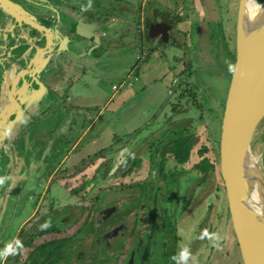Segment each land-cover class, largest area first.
I'll return each instance as SVG.
<instances>
[{"label": "rangeland", "instance_id": "rangeland-1", "mask_svg": "<svg viewBox=\"0 0 264 264\" xmlns=\"http://www.w3.org/2000/svg\"><path fill=\"white\" fill-rule=\"evenodd\" d=\"M175 1L181 2L182 0ZM195 1L196 0H191V5L195 6ZM204 1H206L208 5H215L218 9L219 21L215 26L216 29L205 19L203 20L204 22H200L195 18L194 21L190 22L189 29L185 33V41L183 39V34L177 30V24L173 21L169 32L170 38L173 37L175 38L176 43L179 42L180 44H183L181 47L183 48V51L186 50V52H190L189 59L192 65V76H190L185 83H194L197 88L196 96L198 97L200 94L197 101L200 102L202 106L207 107L209 102H211L209 99L210 97H208L210 95L218 104L214 109L211 108L213 111L209 108V111L207 108L206 110L203 109L204 112L201 111L204 116L202 118L203 122H200L198 119L200 108H194L190 105L184 107L188 102L184 99H182L180 103L177 102V94L171 92L172 95L170 96V100L172 102L170 105L179 104L178 109L175 111L177 112L181 109L178 112H181L179 117L180 119H183L181 120V125H183V127H190L193 131V148L190 153L191 157L188 164L183 166L184 170L175 172L173 174L174 178H168L167 176H170L173 171H168V169L166 171L162 165L161 170L166 179H164V181L157 179L154 182V179H150L149 177L150 168L153 166V163L150 158L148 160L146 159L149 154L148 142L143 140L133 148L132 144H128V147H130V153L135 154L126 156L130 158L132 164L134 163L135 166L132 168L131 173L122 177L121 180L118 179L117 176L114 177V171H112L110 176H106L108 180L106 183H103V185H99V181L94 184L91 178L89 179V182H85L88 180L85 179L84 182L78 183L77 177L83 173V171L79 173L74 171V173H72L74 178L65 181L67 186L62 185L64 182L63 180V182L59 183L51 181L48 191L46 194L44 193V196L41 195L39 202H37L40 188L38 189L39 185L36 184L38 182L44 184L45 182V174L42 177L39 175L38 179L35 178L38 175V170L42 168V166L37 163L40 165L39 167L37 165L36 169L34 168L31 171L27 170L24 174L26 181H29V176L35 178L33 185L30 189H27L26 192H24V197L23 195L19 197L17 203L13 201L14 197H11L9 203L6 205L5 212L0 215L1 225L3 224V229L2 226L0 227V259L2 255V247L3 249L6 248L5 252L11 247L12 253L15 248L14 243L17 242V239L13 244L11 242L14 237L13 235L18 231H21L20 235L23 239H25L27 234L31 231L34 233L38 232V234L40 233V237L34 239L16 258V264H24L25 258L30 250L37 244L39 245L40 242L48 240L51 236V231L52 233H60L56 235L57 238H64L65 241H69L72 236L71 234H74L80 229V226L86 222L87 225L91 224L90 229L82 231L74 238L75 242L73 243L74 245L72 246L73 249L71 250V254L63 258L62 261L64 262L61 264H72V262L73 264H127L129 259H132V256V264H140L137 260L139 258H142L145 261V263L143 262L141 264H148L150 261L154 264H181L183 256L179 249L182 251L184 248H187L188 250L185 251V254L187 256L188 254L190 256L192 255L191 257H193V259L195 258L196 262H206L207 264L209 262L215 263V258H218L217 264H228L230 261L233 262V264H238L235 249L232 251V254H229L228 259L223 256V252L230 251L229 240L231 238V232L222 204V200L224 201V194L218 191L220 189V183L216 172H213L210 175L208 174L204 183L200 184L201 181L199 180L198 182L196 176H191V174L194 173L189 171L191 164L197 163L201 159L198 154L195 156V152L202 146L208 150L211 149V153H203L202 157H207L209 162H213L215 168L218 166L216 148L218 145L220 128V111L223 107L229 81L227 75H225L220 68V66H223L222 63H226L227 60V52L222 44L221 36L229 40V48L234 51L235 7L237 6L238 0ZM127 2L133 6L132 11L136 12L135 1L127 0ZM119 4L121 3L114 2V8L109 7L107 8V11L113 12L114 14L118 13L117 15L121 14L119 16L122 19L119 18V16L116 17L117 19L119 18L117 22L121 25V22L127 21H125V17L122 16L126 15L122 10L123 8L117 7ZM246 6L250 23H258L260 20L264 19V14H261L262 10H264V0H247ZM206 12L209 11L206 10ZM178 16L181 18V13L176 11L175 15H173V19H171L174 20ZM133 17L134 14H132V18ZM129 26L127 25L126 29H129L131 33V35L127 36L128 38H132L133 42L130 41L131 44H127L126 37L122 36V43L116 45L114 49L105 48L107 51H103L100 56L93 60H95L97 64L96 68H101V72L108 76L105 77V79L107 81V86H110L111 84H120L121 79L119 78L121 77L125 78L126 81H135L133 76L130 77V75H128L125 77V75L130 72L129 69H132V75H134L135 69L141 67V61L139 60L140 57L141 60L142 57H149V72L145 71V74H149L152 77L151 72H154L153 80H150L147 86H152L154 91H158L155 93V98L153 97L154 101L149 102L148 93L145 96L143 95L146 94L147 91L144 93H138L134 99L138 101L139 107L143 101L148 102L145 112H147L154 104V106L151 107L154 109L150 110L149 114L155 115L157 112L155 111V107L158 103L157 101L160 97H165L166 90L164 87V79L160 81L163 77V75L161 77L163 67H159L161 59H156V57L162 52L161 47L168 43L161 42L152 44L151 40L147 39L143 33V38H141V41H143V47L137 48L141 41L136 38L134 33L135 26L132 24ZM146 43L150 44L147 45ZM150 48L158 49L159 53H152ZM152 54L155 57H153ZM76 65L77 64L74 66L72 65V74H74V72H79L78 70H80ZM122 70L124 72L120 77L119 74ZM80 73L86 74L87 72L80 71L79 74ZM142 73L143 68L138 71L137 75L143 77L144 74ZM76 76L77 75H75V77ZM165 77L167 78L166 74ZM177 77L180 80L177 79L176 84H185L183 83L184 78H181L180 73ZM69 79L74 83V78ZM139 81H141L140 78ZM173 89L174 88H172V90ZM162 94L164 96H162ZM167 110L168 107H165L163 111L165 115L167 114V120L171 115H178L175 111L170 113ZM147 115L146 119H148ZM45 118L51 120L52 124L55 121L53 115L49 117L46 116ZM45 118L40 121H34L35 125L38 127L43 125L44 122L41 121H45ZM159 118L160 117L156 115L153 120H161V118ZM135 119L136 122L133 123L132 127L139 126V128L144 125L142 123L146 120L143 116H138ZM64 120L66 119H63V121ZM167 120L164 122L166 125ZM151 124L154 128V122L151 121ZM125 127H128V125L125 124ZM125 127L124 131L128 134V139L136 136L138 132L141 133L142 131L139 129L138 132L130 134L129 131L132 128L131 125V128L128 127V129H130L128 132ZM131 140L132 139L129 141ZM125 142L129 143L127 141ZM125 142V145L121 146V149L125 148L126 150H129ZM137 155L146 161L147 166L140 163L141 159H139ZM249 155L252 162L261 173L264 182V123H262L257 129L250 147ZM122 157L123 154L120 157V159L123 160L125 156ZM24 160L25 165L30 161V156L26 155ZM105 170L106 172L109 171V165H105ZM55 174L56 172H53L51 176ZM175 177L176 181L171 182ZM0 180H2V178H0ZM0 183H2V181ZM197 183L198 186L196 187ZM146 184H149L151 187L149 190L145 188L144 185ZM216 186H218L217 191ZM220 197L222 199H220ZM178 198H180L178 205L181 210L177 209L173 203L175 202L173 200H178ZM182 198H184V200L181 202ZM153 200H155V205H151ZM164 202L167 204L165 205ZM187 202L188 205L186 204ZM33 208H39V210H42L41 215L38 214L35 221L31 219V217L27 218ZM162 208L163 210H161ZM206 209L208 211H206ZM105 211L107 212L104 215ZM141 212L144 215L149 214L150 216L147 217L150 222L149 230L148 227L139 224L138 215H140ZM135 213L137 214L135 215ZM161 213H163V218H161ZM209 213L210 219L207 217L208 221H205V224L201 226L200 222H197V220L201 219H199V217L207 216ZM212 215L217 216V218H214ZM166 217H168V219L173 218L174 221H172V223L176 222L177 218H182V225L185 228L182 230L183 232L177 233L175 230L177 227L174 229L171 222L169 225V231H167L164 226L165 221H167L164 219ZM148 220H144V222L149 223ZM33 221L35 227L30 230V225H33ZM158 223L160 224L158 225ZM139 225L145 228L141 233L138 229L140 228L138 227ZM19 228L20 230H18ZM156 228L161 229L159 234H155L158 230ZM217 229L220 233H217L215 236L214 233L217 232ZM147 230L150 232L148 242H146V236L143 234L145 233L147 235ZM207 230H211L212 232L207 233ZM131 234L133 236H131ZM174 235H177L179 240L176 241ZM156 237L158 241L156 240ZM18 239L21 240L20 236ZM141 240H143V244ZM58 244L61 247V244ZM199 244L201 248L198 247ZM198 248L200 249L197 250ZM215 253H217L216 256L214 255ZM71 258H73V261H70ZM226 260L230 261L226 262Z\"/></svg>", "mask_w": 264, "mask_h": 264}, {"label": "crops", "instance_id": "crops-1", "mask_svg": "<svg viewBox=\"0 0 264 264\" xmlns=\"http://www.w3.org/2000/svg\"><path fill=\"white\" fill-rule=\"evenodd\" d=\"M43 1V0H42ZM46 8H47V15H44L42 17L41 15H38L34 12L33 6L30 4L26 5V14L29 15V17L32 18V22L34 24L39 25L40 27L44 28L45 30L42 31L40 43L47 47L49 38L54 39L55 43L59 44V48L57 51H60V49L64 50L66 56L70 57V69L66 73H61V71H56V77L57 81L56 83H53V85L47 84L50 86L48 87V97L52 99L51 107L47 110L50 116H54L55 121L53 124L51 123V120L47 119L48 122H44L42 125V129L44 131H48V139L43 138L41 141L32 139L33 141L37 142L39 145L34 160L29 161L27 165H30L29 168L32 165H35L39 163L42 168L38 171L36 179H38V176L41 175V177L46 174H51L50 172H57V182H65L68 179H73L72 173L74 171L81 172L80 175L77 177V182L81 183L84 182L85 179H88L85 182H89L90 178L93 180L94 184L99 181V185H103V183H106L108 180L106 176H110L112 171H114V177L117 176L118 179H122L121 172H123L127 167L129 166L130 161H128V157L126 155H131L135 153H130V147H128V144H132V148L136 146V144L141 143V141L145 140L148 142V151L149 154L146 157L148 160L152 156V150L157 146L159 149L162 146L163 143L167 141V137L170 136V134H176L179 133V131L185 127L181 125L179 111L174 110L173 105L171 106V100L170 96L172 93L168 94V90L172 89L173 86L171 85V77L174 79V76H176L177 73H181L182 67H181V61L187 62L188 54L190 56V52L187 53L186 50L183 51V48L179 47V42L176 43V40L174 38V44L173 45H163L161 47L162 52L159 53L158 49L152 48L153 52L159 53L158 57L156 59H161L159 67H163V70L161 72L160 79H164V87H165V97H160V99L156 102L157 106L155 107L157 111L155 115H150V110L154 109L151 108L154 106V104L150 107V109L145 112V108H147L148 102L143 101L141 103V106H138V101L134 99L138 93H144V96L148 93V100L154 101L155 93H157L158 90H155L152 88V86H147L150 82V80H153V72H151L152 77L149 74H145L146 72H149L148 69V61L149 57H141L139 60L141 61V67H137L135 69V74L132 75V69H129L130 72L125 75L130 77H134L135 81L128 80L126 81L125 78L121 77L123 74V70L120 72L121 83L118 85L111 84L110 86H107V81L105 79L106 76L101 72V68H96L97 64L95 62V58L100 56L103 51L108 49H114L116 45H119V43H122L123 41L121 38L124 36L126 37V43L132 42V38H128V35H131L129 29H126L127 25H143V22L147 20L148 17L151 15H155L159 20L167 21L171 20L175 24H177V30L180 31L181 34H183V39L186 37L185 33L189 29V25L191 21H194L195 18L197 21L204 22L205 19L208 23H218L219 21V15H218V9L215 7V5L207 4L204 0H196L195 6L191 5V0H182L175 1V0H134L136 5V12H133V6H131L130 3L127 2V0H46ZM188 1V2H187ZM114 2H120L121 4L117 5L118 8H123L122 10L125 12L126 15H122L125 17V21L127 22H121V25H119L117 20L121 18L119 15L114 14L113 12L107 11V8L113 7L114 8ZM205 2V3H204ZM81 3V5H80ZM79 7H78V6ZM124 5V6H121ZM65 6H70L73 11H80V14L82 15V20L85 22L84 24H91V30H94L92 32L93 37L95 40H97L96 48H92L89 46H83L81 48L78 47V49H75L72 47L73 34L67 35L66 31L62 29V26L60 23H58V16L64 11ZM236 8V7H235ZM209 12H206V10ZM176 11H179L181 13V18L176 17L174 20L173 15H175ZM217 12V13H216ZM132 14H134V19L132 18ZM119 18L117 19L116 17ZM61 18V15H60ZM172 18V19H171ZM56 19V20H55ZM122 19V18H121ZM131 23V24H130ZM207 23V24H208ZM75 24V23H74ZM73 24V25H74ZM30 33V29L32 26H25ZM130 27V26H129ZM35 28V27H34ZM32 28V29H34ZM38 30H41V28H36ZM61 29V31H60ZM89 30V31H91ZM87 30H83L82 32L86 34V36H89L90 32ZM26 32V31H25ZM132 32V31H131ZM28 33L23 35V38L28 35ZM135 35H139V38H142L140 32L137 33V30L135 29ZM123 36V37H122ZM64 37L67 39L69 38V42L67 43L68 46H66ZM156 37V36H155ZM61 38V39H60ZM163 41L162 39H160ZM165 40V39H164ZM28 41V40H27ZM47 41V44L45 45ZM131 41V42H130ZM185 41V39H184ZM152 42H155L152 40ZM23 48H28L26 43H24ZM182 44V43H181ZM99 45V46H97ZM67 48H66V47ZM185 46V45H184ZM99 47V49H98ZM106 48V49H105ZM130 48V46H129ZM51 48H49L47 51L49 52ZM98 49V50H97ZM131 49V48H130ZM28 50V49H27ZM151 50V49H150ZM107 51V50H106ZM46 51L44 49L38 50L36 49L34 56H36L38 59L37 61H41V64L43 65L47 57H44ZM152 52V53H153ZM187 54V55H186ZM44 58V59H43ZM64 62V60L61 62V64ZM190 62V61H189ZM77 64L79 72H87L86 74H79V72H74V74L71 73L72 67ZM73 65V66H72ZM61 65L59 64L60 68ZM143 68L144 76L140 77L138 76V71ZM14 69V68H13ZM10 70L6 76L8 84H11L10 87L8 86V89L10 90V93H13L15 91V83L19 76L24 75L26 72L21 71L17 74L16 77H13L14 70ZM40 68L36 69L39 70ZM165 74L167 75V78L165 77ZM74 75V76H73ZM75 75H77L75 77ZM33 77V73L31 74ZM73 76V77H72ZM24 77V76H23ZM69 78H74V83ZM139 78L141 81H139ZM26 80L29 81L30 84L28 86V90H30V93L37 90L36 85L32 84L31 77H26ZM126 82V83H124ZM43 83V82H42ZM64 85V86H63ZM101 86V87H99ZM104 86V87H102ZM113 86L115 87L113 89ZM147 86V87H146ZM17 88V85H16ZM19 91L16 92L18 97L21 95L24 96L26 94V88L24 85ZM27 90V91H28ZM42 92V90H40ZM172 92H174L172 90ZM28 93V92H27ZM162 96H164L162 94ZM200 94L198 97H196V100H198ZM154 97V98H153ZM209 99L211 102H209L207 107L202 106L200 102H198V107L202 112L203 109L208 110V108L213 111V109L218 105L217 102L214 101V99L209 95ZM9 99V98H8ZM134 99V100H133ZM23 101V100H22ZM175 105V104H174ZM188 105V104H187ZM187 105H184L187 106ZM168 107V112H176L178 115L176 116H170L168 117V120L166 119V115L163 112L164 108ZM213 108V109H211ZM209 111V110H208ZM222 111V110H221ZM220 111V113H221ZM174 113V114H176ZM43 114V111L39 113L41 116ZM46 114V112L44 113ZM148 114V115H147ZM173 114V115H174ZM146 115L148 116V119H146ZM158 116L161 118V120L154 121L153 118L155 116ZM143 116L144 119V125H142L141 128L139 126H133V123L136 122V117ZM221 116V115H220ZM150 117V118H149ZM201 117L203 118V113H201ZM159 118V119H160ZM53 119V120H54ZM63 119H66L63 121ZM131 119V120H130ZM143 119V120H144ZM180 119V120H178ZM134 122H133V121ZM167 120V125L164 123ZM151 121L154 122L155 127L153 128ZM130 122V123H129ZM120 124V125H119ZM125 124L128 125V127H125ZM131 125V127H130ZM152 126V127H151ZM98 127V128H97ZM127 129V132L129 131L131 133L138 132L139 129H141V133H137L136 136L130 137L128 139V134L124 131ZM47 136V135H46ZM132 139L131 141H129ZM125 141L129 142L126 143ZM151 141V143H150ZM124 142L127 144V147L129 150L121 149V146H124ZM131 148V149H132ZM147 152V151H146ZM197 153V150L196 152ZM123 154V157L125 158L122 160L120 159L121 155ZM197 156V154H195ZM169 152L167 151L166 156L160 157L158 160V163L160 162L164 169L167 171H172L174 169H177L178 172L183 171V166H186L184 164L183 166H176L174 167V163L171 162V158L169 157ZM122 157V158H123ZM137 157H139L137 155ZM190 157L188 161H190ZM128 159V160H127ZM141 159V164L147 166V163L142 157H139ZM21 160V159H20ZM22 161V160H21ZM24 161V159H23ZM167 162V166H166ZM193 163V162H192ZM196 164V163H194ZM194 164H191L193 166ZM105 165H109V171L106 172ZM124 165V166H123ZM91 168V170H90ZM23 175L25 172H27V166H24L23 168ZM135 169V168H134ZM119 174V175H118ZM48 175L47 179H50V176ZM169 178V176H167ZM29 176V180H30ZM35 178H31L35 180ZM167 178V179H168ZM115 179V178H114ZM63 180V181H62ZM142 183V182H141ZM82 186V185H81ZM132 186V185H131ZM136 186V184H135ZM179 199L173 200L175 206L177 209L181 210L179 208ZM184 200V198L181 199V202ZM165 203V202H164ZM167 203H165L166 205ZM164 205V206H165ZM165 208V207H164ZM175 208V207H173ZM184 208V207H183ZM163 210V208L161 209ZM206 211H208L206 209ZM143 212V211H142ZM140 213L138 215L139 224H142L143 226L150 227V222L147 219V217H150L148 215H144L143 213ZM42 210H39V208H33L31 213L28 214L27 218L32 217L31 219L35 220L38 214L41 215ZM166 213V212H165ZM137 213H135L136 215ZM163 213H161V218H163ZM210 213L207 216H201L199 217L200 220H197V222H200L201 226L205 224V221H208L207 217L210 219ZM214 218H217V216L212 215ZM140 217V219H139ZM41 218V216H40ZM166 227L165 229L169 231V225L170 222L174 221V219H168V217L164 218ZM177 218L176 222H173V227L177 231V233L183 232L184 226L183 219ZM144 220H148L149 223L144 222ZM144 222V223H143ZM35 223H33V226ZM138 224V223H137ZM160 223H158L159 225ZM199 224V226H200ZM143 226H138L140 228L139 231L143 232L145 228ZM91 224L87 225L83 229V231H86L90 229ZM158 229L155 234H159L160 228ZM147 230V235L143 233L146 236V242L149 241L150 232ZM204 230V229H203ZM220 230V229H219ZM214 233L216 236L218 232ZM211 230H207V233H211ZM58 234H60L58 232ZM73 235V233L71 234ZM141 236V235H140ZM175 240H179V237L177 235H174ZM215 238V237H214ZM157 240V237H156ZM158 241V240H157ZM208 241V240H207ZM75 240L73 239L69 244V249H73V243ZM143 244V240H141ZM230 243V251L223 252V256L228 259L229 254H232V251H234V245L232 242V239L229 240ZM198 247L201 248L200 244ZM196 248V247H195ZM198 248L197 250H199ZM179 251L182 253V262L181 264H207L206 262H196V259L191 257L189 254L188 256L185 254V251H188L187 248L179 249ZM175 253V252H174ZM179 254V253H178ZM215 256L217 253L214 254ZM217 259L215 258V263L209 262L208 264H217ZM72 258L70 259V261ZM133 260V257H132ZM230 260H226V262H229ZM133 262V261H132ZM131 262V264H132ZM145 263V261H143ZM142 262V263H143ZM148 264H154L152 261ZM228 264H233V262H229Z\"/></svg>", "mask_w": 264, "mask_h": 264}, {"label": "water", "instance_id": "water-1", "mask_svg": "<svg viewBox=\"0 0 264 264\" xmlns=\"http://www.w3.org/2000/svg\"><path fill=\"white\" fill-rule=\"evenodd\" d=\"M38 2L40 4L37 8L41 10L47 1ZM246 5L247 0H238L236 6L234 61L220 117L217 164L227 222L240 264H264V182L249 155L257 129L264 123V19L258 23H250ZM0 10L17 26L22 23L25 26L41 28V31L45 30L36 26L32 22V17L16 4L0 0ZM261 14H264V10ZM60 15L58 22L66 33L69 32L71 25L74 27L72 34L77 40L72 39V47H75V43L80 48L82 42L83 46H86L87 42L97 43L92 34L94 30H91V24L81 23L77 11L65 6ZM87 29L91 30L89 36L82 32ZM168 30L169 27L166 25L154 34L149 31L148 36L152 38L160 35V39L164 41V35ZM78 39L82 40L80 46ZM43 47L45 49L44 45ZM35 84L38 90L33 91L28 97L24 94L27 100L23 102H20L14 92V96L17 95L16 101L23 105V110H18L15 118L7 123L3 131L0 130V134L8 132L5 136L7 140L11 138L20 115L29 113L39 100L42 102L40 98L45 93L44 86L38 81ZM44 100L43 103H47L46 99ZM46 105L43 106L44 109ZM15 108L18 109L17 106ZM12 112L13 110L4 106L0 111V125L13 114ZM131 261L130 258L127 264H131Z\"/></svg>", "mask_w": 264, "mask_h": 264}, {"label": "flooded vegetation", "instance_id": "flooded-vegetation-1", "mask_svg": "<svg viewBox=\"0 0 264 264\" xmlns=\"http://www.w3.org/2000/svg\"><path fill=\"white\" fill-rule=\"evenodd\" d=\"M7 1H9L13 4H16L19 9H22L24 11H26L25 10V8H26L25 4H30L33 6L34 12L38 15H41L42 17H44V15L48 14L47 8L45 7L47 2L43 4V6H44L43 9L39 10L37 8V5L40 4L38 1L41 2L42 0H7ZM80 5H81V3H80ZM67 8L71 9L70 6H67ZM78 13H79L78 19L81 20L80 22L84 24L85 22L82 20V18H84V17H82V15L80 14V11H78ZM171 23H172L171 20L167 19V21H162V20H159V18H157L155 15H151L150 17L147 18V20H145L143 22V25H141V26L136 25L135 29L137 30V33L140 32L142 38H143V33H144V35L147 37V39L151 40L152 44L164 42V43H168L169 45H173L174 44L173 43L174 38L173 37L170 38V34H169ZM35 25L39 26L37 24H35ZM60 25H61V23H60ZM166 25L169 27V30L164 35V37H165L164 41L160 40V38H161L160 35H158L156 37H152V38L148 36L149 31L152 34H154L156 32H159L160 29L165 27ZM19 26H17L14 23V21L10 20L8 18V16H6L4 14V12L0 10V111L4 108V106H6L7 108H10L11 111L13 110V112H12L13 114L9 115L5 120H3V123L0 125V130L3 131L4 128L6 127L7 123L9 121H12L15 118L16 113H18V110H23V105L20 104L19 101H16L17 95L14 96V92L19 91L18 89H20L22 87V85H24L26 88L27 97L31 94L30 90H28V86L30 84L28 83L29 81L26 80V77H28V76L31 77L33 79V81L31 83L34 85H36L35 83L37 81L40 82L44 86L45 93L40 98L42 100V102L39 100L37 105H35L34 108L30 109L29 113H27L25 111L26 113H23L20 115V117H19L20 120H19L18 124L14 127L13 133H12L11 138L9 140H7L5 138V136H7V134H8V132H4L5 134H0V178H2V180H0V182L2 181V183H0V215L5 212L6 205H7V203H9V199L11 197H14L13 201L17 203V200L19 199V197L21 195H23V197H24V194H25L24 192H26L27 189H30V187L33 185V182L35 181L31 178L29 181H26V179L24 178V175L22 174L23 173L22 168L24 166H27V170L31 171L34 168L36 169L37 165H38V167L40 166L39 164H35L29 168L27 165L28 163L24 165L25 160L23 161V159H25V157L27 155V156H30V161H33L36 153H38L37 149H38L39 145L37 144V142L41 141L43 138L48 139V134H49L48 131H44V129H42V125H40L39 127L35 125V122L37 120L40 121L41 119L45 118L46 116L49 117L51 115L47 112V110L51 107L52 103H49V102H52V99L50 97H48L49 92L47 89L50 86L46 85V81L48 82L47 84L52 86L53 83H56V81H57L56 80L57 79L56 71L58 70V71H61V73H66L70 69L69 67L71 65L70 64L71 58L68 57V55L66 56V54L64 55L65 51H63L62 49H60V51H57L59 48V44L55 43L54 39L49 38L48 44H47V41L45 43V45L47 44V47L45 46V49H44L43 44H41L39 41L41 38V34H42L41 30H38L32 26V28H34V29L31 28L30 33H28L29 31L27 29H25L26 28L25 25H22V23H20ZM73 26H75V25H73ZM72 30H74V27H72V25H71L69 32L66 34L70 36L71 33H73ZM60 31H61V29H60ZM26 33H28V35L23 38V35ZM69 38L70 39L75 38V40H77L75 36H72ZM69 38L67 39L66 37H64V39L66 40L65 41L66 46H68L67 43L69 42ZM136 38H138V40L141 41V38H139V35L138 36L136 35ZM152 40L155 42H152ZM80 41H82V40H79V46L81 45ZM24 43H26L28 48H23V45H25ZM82 44L84 45L83 42H82ZM95 44L96 43L93 44L91 42H87L86 46L96 48ZM146 44L148 45L150 43H146ZM97 46H99V45H97ZM141 47H143V41L140 42V44L137 48H141ZM49 48H51V49L48 52L47 50ZM74 48L78 49L76 43H75ZM36 49H38V50L44 49V51H46L44 54V57L48 56V59L46 60V62L43 65L41 64V61H37L38 58L36 56H34ZM98 49H99V47H98ZM152 56H153V54H152ZM63 60H64V62L61 64V62ZM59 64L61 65L60 68H58ZM38 68H40L39 70H41V71L38 74H33V77H32L31 74L34 72L35 73L38 72L39 70H36ZM12 69L14 70L13 77H16L17 74L21 71H25L26 73L22 76H19V78L17 79V81L15 83L17 85V88L15 85L16 90L13 91V93H10L11 89H8V86L10 87L11 84H8V82H7V79H6L7 74L6 73H8ZM178 75L179 74H176V76H174V79H172V77H173L172 76L171 82L175 81V84H176V80H177ZM36 89L38 90L37 85H36ZM44 99H46L47 103H43V101H45ZM19 100H20V102H23V101L27 100V98L25 95L24 96L21 95L19 97ZM43 104L44 105L47 104L45 109L43 107L44 106ZM16 106L18 107V109L15 108ZM41 111H43V114H41V116H40L39 113ZM45 112H46V114H44ZM44 120L45 121H41V122H48L47 118H45ZM37 127H38V129H37ZM32 139L37 140V142L33 141V144H32V142H31ZM50 173H51L50 175L44 173L45 174L44 184L40 183V182H38L36 184V185H39L38 189L40 188V193L38 194L37 202H39L41 195L44 196L46 194V192L49 189L51 181L58 183L57 179H56L57 175H58L57 172L53 176H51L53 172H50ZM48 175L50 176V179H47ZM53 178H54V180H53ZM62 185L67 186V183L63 182ZM106 212L107 211L104 212V215ZM0 219H1V216H0ZM34 221H33V223H34ZM31 225H30V227H31L30 230H32L34 228V226L33 225L31 226ZM1 226L3 229V224L1 225V221H0V227ZM18 230H20V228ZM31 233L35 234L32 231H31ZM36 233H38V232H36ZM20 234H21V231H18L13 235L14 237H13L12 242H11L12 244L16 239L19 240L18 239L19 236L21 238ZM131 236H133V235L131 234ZM5 249H3V247H2V250H1L2 255H1V259H0V264L5 263L6 259L9 256V253L11 251V247L6 252H5ZM71 261H73V258ZM61 263L62 262H60L59 264H61ZM63 264H65V263H63ZM72 264H73V262H72Z\"/></svg>", "mask_w": 264, "mask_h": 264}, {"label": "trees", "instance_id": "trees-1", "mask_svg": "<svg viewBox=\"0 0 264 264\" xmlns=\"http://www.w3.org/2000/svg\"><path fill=\"white\" fill-rule=\"evenodd\" d=\"M211 26L213 28L216 29V25L217 23H210ZM217 32V31H216ZM222 38V44L225 47V50L227 52V60L226 63H222L223 66H220L221 71L223 73H225V75H227V78L229 79L230 77V73H231V69H232V65H233V61H234V51L231 50L229 48V40L226 39L225 37L221 36ZM179 47H182L183 44L178 45ZM151 52H153V49L150 50ZM187 55V54H186ZM189 54H188V59L187 62L181 61V67H182V71H181V78L183 77V83L186 82V80L192 76V71H191V62H189ZM221 64V65H222ZM177 73V74H179ZM178 80H180L177 77ZM179 86V87H178ZM173 91L177 94L176 95V100L177 102L180 103V101H182V99H184L186 102H188L187 104L190 105L191 107L194 108H198V102L196 100V92H197V88L194 85V83H185L182 85H175V87H173ZM201 91V90H200ZM186 104V105H187ZM178 105L179 104H175L173 105L172 108L178 109ZM199 117L198 119L200 120V122H203V119L201 117V110H199ZM192 140H193V131L190 127H185L183 129H181L179 131V133L176 134H171V136L167 137V141L165 143L162 144V146L160 147V149L156 146L153 150H152V156L150 158L151 162L153 163V166L150 168V172H149V177L150 179H154L155 180H160V181H164V179H166V177H164V173H162V164L159 162L158 160L160 157H165L167 151L169 152V157L171 158V162L174 163V167L176 166H183L184 164H186L188 162L191 150H192ZM211 149H207V148H203V146L197 150L198 156L201 157V159L194 164L193 166H191V168H189L190 172H193L194 174H191L196 176L197 181L199 182V180L201 181L200 184H203L205 179L207 178L208 174H212L213 172H216V175L219 178V183H220V189L218 190V186H216V191H220V193L223 194V190L222 189V185H221V180H220V176L218 173V166H216V168L214 167V163L213 162H209L207 157H202L203 153H211L210 151ZM218 150V145L216 148V152ZM196 156V155H195ZM129 159V160H128ZM128 161H130L131 164H129V166H126L127 168L121 172L122 176H126L128 174L131 173L132 168L135 166V164L131 162L130 158L128 157ZM137 161V160H136ZM138 162V161H137ZM218 165V164H217ZM173 173L170 174L169 178H174L173 174L175 172H178L177 169L172 170ZM212 178V177H211ZM176 181V177L175 179H172L171 182ZM153 182V183H154ZM145 188H147V190H149L151 187L149 186V184L144 185ZM198 186V183L196 184V187ZM216 193V192H215ZM220 199H222L220 197ZM189 202V201H188ZM188 202L186 203L188 205ZM222 204H223V209H224V213L226 215V210H225V201L222 200ZM151 205H155V200L152 201ZM227 218V217H226ZM86 227V222L84 224H82L80 226V229L77 230L72 236H71V241L79 234L83 231V229ZM58 233L57 232H53L51 231V236L48 240L46 241H42L39 243V245L37 244L36 246H34L30 252L27 254L26 258H25V262L24 264H59L60 262H64L62 261L63 258H65L66 256H69V254H71V248L69 249L68 244L71 242L69 241H65V239H59L56 237ZM40 233H28L27 237H25V239L22 238L21 236V240H17V242H15V248L13 249L12 253L10 251L8 258L6 259L4 264H16V258L18 257L19 253L25 248L27 247L29 244H31V242L34 239L39 238ZM61 244V247L59 246V244ZM235 249V248H234ZM236 250V249H235ZM237 253V251H236ZM237 256V260H238V264H240L238 255ZM133 257V256H132ZM77 258V257H76ZM129 259V258H128ZM127 259V261H128ZM140 264L144 261V259L139 258L137 259ZM133 261V260H132ZM22 264V263H21Z\"/></svg>", "mask_w": 264, "mask_h": 264}, {"label": "built area", "instance_id": "built-area-1", "mask_svg": "<svg viewBox=\"0 0 264 264\" xmlns=\"http://www.w3.org/2000/svg\"><path fill=\"white\" fill-rule=\"evenodd\" d=\"M153 57H155L154 55H153ZM171 85L173 86V87H175V81H172L171 82ZM115 87L113 86V89H114ZM172 92V89H170V90H168V94H170Z\"/></svg>", "mask_w": 264, "mask_h": 264}]
</instances>
